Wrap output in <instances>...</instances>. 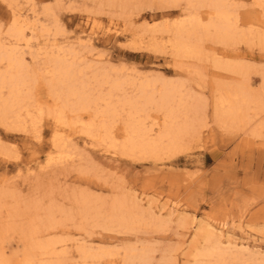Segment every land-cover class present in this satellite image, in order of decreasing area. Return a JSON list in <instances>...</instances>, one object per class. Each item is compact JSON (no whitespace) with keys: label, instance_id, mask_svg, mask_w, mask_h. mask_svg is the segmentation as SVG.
<instances>
[{"label":"rangeland","instance_id":"1","mask_svg":"<svg viewBox=\"0 0 264 264\" xmlns=\"http://www.w3.org/2000/svg\"><path fill=\"white\" fill-rule=\"evenodd\" d=\"M8 1L0 0L3 36L13 22ZM229 1L238 7L239 29L264 33V13L254 0ZM16 4L23 13L37 11L46 21L40 24L49 30L47 34L39 28L32 47L24 48L27 65L38 73L26 92L45 114L36 116L39 139L30 130L0 126V263L22 264L34 244L55 241L57 251H65L68 259L78 257L80 245L94 253L113 252L89 264L121 261L125 249L132 247L150 248L154 255L150 264H196V253L207 246L201 238L194 243L200 225L205 229L225 225L238 237L245 230L263 240L245 258L264 257V45L240 39L224 46L205 40L203 60L176 61L165 48L170 35L159 30L164 23L172 27L183 21L184 4L175 9L164 8V0H18ZM45 8L50 9L47 17ZM143 26L154 31H142ZM49 34L57 45L75 50L84 82L96 96L109 93L106 82L152 80L158 81L160 90V79L165 78L182 86L183 95L204 99L206 105H199L194 124L198 138L182 140L185 150L174 156L160 152L143 157L111 155L101 145L84 147V136L76 133L78 126L56 136L48 115L56 104L50 78L43 73L42 59L33 60L41 50L36 43ZM87 35L92 43L77 42V37ZM219 61L238 64L243 70L226 71L217 66ZM98 73L108 79L101 89L94 79ZM224 83L242 84L249 93L250 102L240 115L243 129L223 131L215 123V88ZM136 95L125 85L114 100ZM148 114L149 122L162 119L154 109ZM124 118L122 113L119 128ZM57 140L65 142V150L79 154L76 162H57ZM119 200L131 212L137 204L147 211L132 231L103 224V216ZM85 205L93 208L88 216L82 212Z\"/></svg>","mask_w":264,"mask_h":264},{"label":"bare ground","instance_id":"2","mask_svg":"<svg viewBox=\"0 0 264 264\" xmlns=\"http://www.w3.org/2000/svg\"><path fill=\"white\" fill-rule=\"evenodd\" d=\"M17 2L18 0L8 1L12 8L13 22L5 36L0 33V126L9 131L30 130L34 133V138L39 139L40 134L35 130L36 116H43L45 110L41 105L33 102L30 92H26L29 85L36 80L38 73L27 65L24 48L32 47L39 28L47 34L49 30L40 24L46 21L42 20L37 11L23 13L16 8ZM164 2H166L164 8L169 9L185 5L183 21L175 23L172 27L164 23L159 30L170 35L165 48L170 49L176 61L203 60L205 40L224 46L234 44L240 39L256 40L264 45V33L252 29H248L250 30L248 32L239 29L236 12L238 7L229 0H164ZM254 6L264 13V0H254ZM202 9L207 10L206 15L201 14ZM45 11L44 16L47 17L50 9L45 8ZM142 31L153 32L154 29L143 26ZM152 39L155 44V38ZM76 40L82 44L83 41L91 42L92 38L87 35L85 39L79 36ZM57 44L55 37L49 34L44 40L36 43L41 50L33 57V60L42 59L43 73L50 78L49 84L56 104L48 115L53 119L56 136L62 131L65 132L67 128L78 126L76 133L84 136V147L101 145L108 149L107 152L111 155L123 153L126 156L143 157L160 152L174 156L184 152L185 149L180 146L182 140L198 138L194 124L200 113L199 105L201 103L203 107L206 105L204 99L197 98L192 93L183 95L182 86L174 85L165 78L160 79L161 88L157 90L158 81L146 80L130 84L119 80L106 82L107 78L101 79L103 73H98L94 77L95 82H98L97 88L101 89L103 82H106L110 83V91L106 95L96 96L88 90L89 85L84 82V71L79 67L75 50ZM217 66L233 73L243 70L238 64L228 65L221 61L217 62ZM125 85H130L137 95L115 101L116 93L124 89ZM248 94L242 84L224 83L216 86L214 120L219 129L223 131L243 129L240 115L250 102L247 98ZM101 104L104 106L101 107ZM151 109L161 114L162 119L156 117L149 122L151 116L148 112ZM68 113L73 114L75 118L69 119ZM122 113L125 114V118L119 128L117 123L121 121ZM57 141H59L56 144L59 155L57 162H76L79 154L76 151L65 150V142ZM125 208L121 200L113 202L110 213L103 216L104 226L132 231L135 225L143 222L147 211H143L138 204L135 206V212ZM91 211H93L91 206L85 205L82 209L85 216ZM224 226H215L212 229L197 226L194 243L201 238L207 246L196 253L195 257L199 259L198 262L196 260V264H249L248 262L264 264V257H256L259 254H253L251 259L245 258L247 252L261 245L262 239L245 230H240L241 235L238 237L235 232L225 230ZM58 243L50 241L34 244L22 264L37 262L89 264L107 259L113 254L112 251L94 253L80 245L77 248L78 257L68 259L65 251H57ZM46 256L53 260L50 262L39 260ZM161 257L169 260L166 254ZM153 259L154 255L150 248L132 247L125 249L121 261L109 260V263L150 264Z\"/></svg>","mask_w":264,"mask_h":264}]
</instances>
